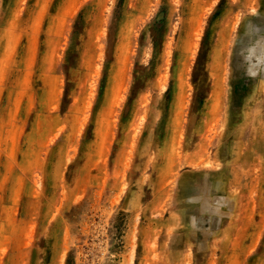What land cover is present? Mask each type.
<instances>
[{"label": "rangeland", "instance_id": "rangeland-1", "mask_svg": "<svg viewBox=\"0 0 264 264\" xmlns=\"http://www.w3.org/2000/svg\"><path fill=\"white\" fill-rule=\"evenodd\" d=\"M0 264H264V0H0Z\"/></svg>", "mask_w": 264, "mask_h": 264}]
</instances>
